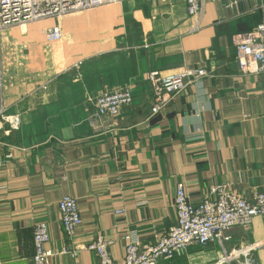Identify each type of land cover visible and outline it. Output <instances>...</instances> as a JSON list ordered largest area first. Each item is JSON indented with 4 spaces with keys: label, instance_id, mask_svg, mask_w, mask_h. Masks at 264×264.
<instances>
[{
    "label": "crops",
    "instance_id": "obj_1",
    "mask_svg": "<svg viewBox=\"0 0 264 264\" xmlns=\"http://www.w3.org/2000/svg\"><path fill=\"white\" fill-rule=\"evenodd\" d=\"M202 1L198 17L187 16L185 0H123L0 33V264H31L38 222L48 225L50 264H97L85 250L97 233L121 263L127 231L149 244L174 223L178 184L192 204L212 187L246 200L264 192V73L240 71L233 48L235 35L264 22L261 0L235 10L229 0ZM55 25L62 40L48 43L43 31ZM184 69L207 76L152 116L146 76ZM127 87L133 103L117 119L91 120L99 95ZM63 196L82 219L70 239ZM228 236L230 250L257 245L255 257L264 219ZM198 251L220 264L219 245L186 253Z\"/></svg>",
    "mask_w": 264,
    "mask_h": 264
},
{
    "label": "built area",
    "instance_id": "obj_2",
    "mask_svg": "<svg viewBox=\"0 0 264 264\" xmlns=\"http://www.w3.org/2000/svg\"><path fill=\"white\" fill-rule=\"evenodd\" d=\"M121 1L0 0V33L49 19L58 21L67 15L88 12ZM241 1L229 0V7L235 10ZM185 8L187 16L198 17L203 13V1L185 0ZM256 10H264V0H261ZM43 35L48 43H59L62 40V31L58 25L45 29ZM233 48L240 71L246 74L264 73V22L250 32L235 35ZM206 76L207 72L202 69H184L167 75L150 72L145 81L153 97L151 115L162 112L171 100L184 93L189 84ZM133 98L131 88L128 87L102 93L93 103L91 120L101 121L105 117L117 119L122 109L133 103ZM57 207L63 231L70 239L82 225L77 202L69 196H63ZM173 210L174 223L154 243H141L135 231H127L124 237L125 255L121 263L112 259L110 249L114 242L106 239L102 233H97L85 250L96 255L97 264H160L185 254L192 246L217 244L222 253L220 264H258L254 260L257 245H240L230 250L225 244L230 241L228 234L233 229L247 230L257 219H264V192H256L250 200H246L227 186L212 187L202 201L192 204L184 185L178 184ZM123 213L114 212L119 216ZM48 242L47 223H36L33 228L34 254L31 264H50L54 254L45 249ZM60 254L71 252L62 249Z\"/></svg>",
    "mask_w": 264,
    "mask_h": 264
},
{
    "label": "rangeland",
    "instance_id": "obj_3",
    "mask_svg": "<svg viewBox=\"0 0 264 264\" xmlns=\"http://www.w3.org/2000/svg\"><path fill=\"white\" fill-rule=\"evenodd\" d=\"M213 254L215 253H212L211 251H202V252L198 251L196 252V254L193 253V256L188 255V253H185L181 255L180 257H178V259L175 262H173V264H208V262L210 261V258L212 260L216 258V256H214ZM254 260L258 264H264V250L259 252L257 256H255Z\"/></svg>",
    "mask_w": 264,
    "mask_h": 264
}]
</instances>
